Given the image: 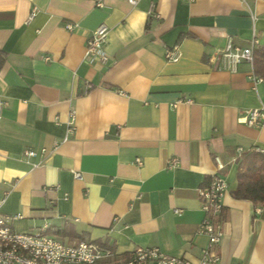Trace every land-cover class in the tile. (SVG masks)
Here are the masks:
<instances>
[{"label":"crops","instance_id":"obj_1","mask_svg":"<svg viewBox=\"0 0 264 264\" xmlns=\"http://www.w3.org/2000/svg\"><path fill=\"white\" fill-rule=\"evenodd\" d=\"M101 22L109 58L91 65L85 44ZM253 36L264 45V0H0V211L12 228L201 264L199 189L219 155L215 264H264V206L232 196L242 153H264V117L236 121L264 106V79L221 55ZM174 44L176 61L164 55Z\"/></svg>","mask_w":264,"mask_h":264},{"label":"built area","instance_id":"obj_2","mask_svg":"<svg viewBox=\"0 0 264 264\" xmlns=\"http://www.w3.org/2000/svg\"><path fill=\"white\" fill-rule=\"evenodd\" d=\"M134 2V0H129ZM33 13H31L32 16ZM254 20V13L250 12ZM108 33L106 23H99L86 40L84 56L91 65L105 63L108 54L104 49ZM257 39L252 37L249 45L239 47L230 41L221 50L223 66L235 69L241 60L253 63V49ZM165 58L176 61L180 56L177 44L165 50ZM251 80L256 83L262 80L254 72H251ZM259 117H264V106L245 109L236 121L239 123L253 124ZM237 156L243 149L237 147ZM32 149H25L24 155H33ZM215 171L210 173V181L207 186L199 189V198L203 218L199 224V231L204 233L208 242L203 249L200 259L201 264H215L219 259L216 246L219 243L223 230L218 215L222 207V199L227 191V181L220 173L225 163L214 155ZM141 163L139 157L136 158ZM174 158L167 160L171 166ZM75 177L80 174L73 172ZM3 199L0 198V206ZM46 224L39 227L35 233L17 232L11 226V217L0 211V264H190L184 257L170 255L156 246H136L130 250L126 258H116V251L108 244L90 239H81L73 242H64L54 235L46 232Z\"/></svg>","mask_w":264,"mask_h":264},{"label":"trees","instance_id":"obj_3","mask_svg":"<svg viewBox=\"0 0 264 264\" xmlns=\"http://www.w3.org/2000/svg\"><path fill=\"white\" fill-rule=\"evenodd\" d=\"M253 71L264 79V45L253 49ZM232 196L251 200L255 204L264 206V153L250 150L244 151L239 159L237 184ZM56 234H64L57 230ZM84 237L78 236V240Z\"/></svg>","mask_w":264,"mask_h":264}]
</instances>
